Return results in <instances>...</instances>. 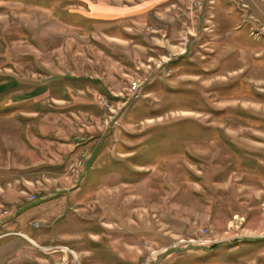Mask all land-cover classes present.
<instances>
[{
    "label": "rangeland",
    "instance_id": "obj_1",
    "mask_svg": "<svg viewBox=\"0 0 264 264\" xmlns=\"http://www.w3.org/2000/svg\"><path fill=\"white\" fill-rule=\"evenodd\" d=\"M41 212L77 264H264V0H0V236Z\"/></svg>",
    "mask_w": 264,
    "mask_h": 264
},
{
    "label": "crops",
    "instance_id": "obj_2",
    "mask_svg": "<svg viewBox=\"0 0 264 264\" xmlns=\"http://www.w3.org/2000/svg\"><path fill=\"white\" fill-rule=\"evenodd\" d=\"M75 185H76V182H72V181H63V182L62 181H60V182L56 181V182L46 183L43 185L44 186L43 189H46V194L44 196H41L39 200H48L50 197L56 195L57 194L56 192H58L59 190L70 193ZM15 205L17 207V213H15L16 215H18L21 211L26 209V207L22 206L21 204H15ZM50 209H51V211H53V209L50 206L45 207V212L49 213ZM34 219L35 220L36 219L45 220V222H46V224H44L38 228V229L44 228L45 234H44L43 238H42V236H40V237H41L42 241H45V242H39L32 235H30L27 231H24L21 229L12 230V231H10L12 234L6 233V234H3L0 236V240H2L5 238H10L11 236L17 235V236L22 237L23 240H26L29 244H31V246L28 247V248H30L29 250H24L25 254L29 253L28 259H26V262H31V261L36 260L37 253L39 252L40 264H43L42 260H44V258L49 260V261H53L54 258H56V257L63 258V261H61L58 264H66L68 262V260L71 258H72L73 262L75 264H77L76 260L80 259V253L88 254L91 251L90 249L92 247V244L88 241L83 242L82 240H80V241L78 240L77 244L80 246V248H79L80 250H76V248L71 247L66 243L58 242V238H56L55 236H51L50 233L48 232V230H49V228L51 229L53 227L55 222H54V220H52L49 217V214H45V213L41 212L40 216L37 218H34ZM30 224H31V222H30ZM30 227L33 228L31 225H30ZM33 229H35V227ZM91 236L93 237V239H96V240L99 239V234L92 233ZM33 246H34V248L36 246H38L40 248V250L39 249L33 250V248H31ZM36 250H37V252H36ZM54 264H56V263H54Z\"/></svg>",
    "mask_w": 264,
    "mask_h": 264
},
{
    "label": "built area",
    "instance_id": "obj_3",
    "mask_svg": "<svg viewBox=\"0 0 264 264\" xmlns=\"http://www.w3.org/2000/svg\"><path fill=\"white\" fill-rule=\"evenodd\" d=\"M138 87V86H137ZM137 87H135V88H137ZM44 224H46V222H42V221H35L34 223H33V225L35 226V227H41V225H44ZM136 264H142L141 262H137Z\"/></svg>",
    "mask_w": 264,
    "mask_h": 264
}]
</instances>
